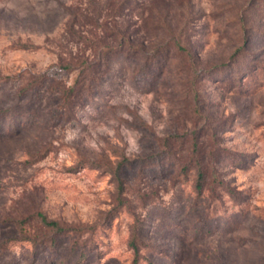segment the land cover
<instances>
[{
    "label": "rangeland",
    "instance_id": "rangeland-1",
    "mask_svg": "<svg viewBox=\"0 0 264 264\" xmlns=\"http://www.w3.org/2000/svg\"><path fill=\"white\" fill-rule=\"evenodd\" d=\"M182 23L193 92L178 54L144 69ZM247 37L235 86L206 74ZM1 110L0 264H133L134 237L139 264H264V0H0ZM202 115L222 125L201 140L222 148L226 183L205 197L190 162ZM39 213L85 230L57 239Z\"/></svg>",
    "mask_w": 264,
    "mask_h": 264
},
{
    "label": "trees",
    "instance_id": "trees-1",
    "mask_svg": "<svg viewBox=\"0 0 264 264\" xmlns=\"http://www.w3.org/2000/svg\"><path fill=\"white\" fill-rule=\"evenodd\" d=\"M132 0H110V4L114 6V10L122 11L125 7H128L129 2ZM186 25V23H185ZM163 29V34L165 35L162 39V43L160 45H155L153 49L150 50V53H148V57L146 58V62L144 64V69H158L159 74L163 71L165 68L166 63H168V60H171V54H178L179 56H182L187 61V66L189 68V75L187 78V85L186 87L188 89H191L190 91H194V86H196L200 81V76L198 74V65L199 61L198 58L195 56V54L183 43V37L185 33L186 27L184 26V23L178 25V26H171L168 25ZM250 42V37H247L244 41V44L238 48L230 55V57L223 61L219 62L213 65V67L209 68L206 72L208 75H212V78H216L215 80H220L222 82H233L232 86L234 85L235 79H240V75H237V67L242 61L244 62V56L246 54V48ZM121 44V50L130 47L134 45V42H128L124 40V42H120ZM145 48V47H144ZM126 57V55H124ZM99 67L93 68V72H97ZM236 69V70H235ZM142 76L145 77V75L149 74L146 72V70H143ZM211 71V72H210ZM237 71V72H236ZM237 77H236V76ZM155 77V76H154ZM152 82V80L150 79ZM81 88L78 79L74 82V85L64 90L62 93V98L66 101L67 99L74 98L76 96H79L81 93ZM197 96L202 97V92H196ZM193 105L192 111L196 112L197 108ZM190 107V106H189ZM201 109V108H200ZM7 110H1L0 111V121H3L7 119L9 116H7ZM205 114L203 112H200V114ZM202 120H204L203 126L197 130L196 135L192 137L193 144L195 145V150L192 151V155L190 158V162H193V165L196 169V177H195V188L198 191L199 195L201 197H205V191L206 186L208 184V179L211 178V182L214 183L212 189V193L218 194V184H226L220 177V172L218 171V167L216 164L218 163V159H221L223 157L222 148L219 144L211 143L213 140H211V144H206V140H201V137L203 136V132L205 134H212L213 136H217L222 131V125L218 123L213 128L211 127L209 123V117L207 119L206 115H202ZM201 121V120H200ZM193 125H195V122H193ZM8 125V124H7ZM15 124H9V129L14 130ZM205 129V130H204ZM210 129V130H208ZM16 130V129H15ZM204 130V131H202ZM212 131V132H210ZM185 135V134H184ZM184 135L179 136V134H172L171 138H173V141H179L181 138H186ZM168 138H166L167 140ZM173 141L170 142V144H173ZM173 147V145H170ZM207 146H210L208 149ZM170 147L171 153H176V151L173 150V148ZM179 150V149H178ZM177 158L181 157L182 155H176ZM189 162V163H190ZM125 164V160L119 162L118 169L116 174L119 175V173L122 170V165ZM189 166L186 164L184 166V169L182 171L188 170ZM217 184V185H216ZM120 187L122 185L120 184ZM40 216V222L43 229H45L46 234L51 231L50 234L53 233V237L61 235H70L71 232L75 233H82L85 229L71 227V226H64L61 223H59L56 220H49L43 213H39ZM20 222V221H19ZM56 240V237H55ZM54 240V241H55ZM35 242V241H34ZM130 246L134 250V261L133 264H139L140 263V254L141 249L139 245L137 244V237H134L130 240ZM78 260V259H77Z\"/></svg>",
    "mask_w": 264,
    "mask_h": 264
}]
</instances>
